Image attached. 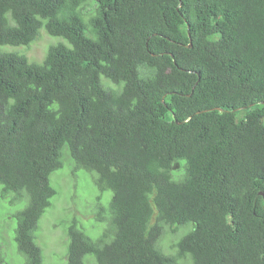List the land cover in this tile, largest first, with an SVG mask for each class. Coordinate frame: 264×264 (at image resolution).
<instances>
[{
    "label": "trees",
    "instance_id": "trees-1",
    "mask_svg": "<svg viewBox=\"0 0 264 264\" xmlns=\"http://www.w3.org/2000/svg\"><path fill=\"white\" fill-rule=\"evenodd\" d=\"M43 28L64 40L41 61L9 48ZM69 160L97 174L108 227L70 219L67 264H264V0H0V198L23 264L43 262Z\"/></svg>",
    "mask_w": 264,
    "mask_h": 264
},
{
    "label": "rangeland",
    "instance_id": "rangeland-1",
    "mask_svg": "<svg viewBox=\"0 0 264 264\" xmlns=\"http://www.w3.org/2000/svg\"><path fill=\"white\" fill-rule=\"evenodd\" d=\"M62 39L49 35L43 28L40 30L39 38L30 45L14 48L9 47L12 45H5L2 49L7 50L9 47L18 50L20 54L26 53L29 61H41L48 46ZM93 173L97 176L95 172ZM94 174L84 169H74V163L69 160L62 169L51 175V183L57 194L52 198L51 206L41 216L36 230L37 242L43 253L42 264H67L69 240L66 231L70 225V219H76L78 226L94 239L108 227L106 221H100L96 217L101 190L96 185ZM9 198L8 194L5 198H0V227H3L0 230V242L2 240L1 253L5 258L3 264H23L24 257L18 252L13 239L14 231L8 232L11 221L14 226L13 213L17 207L9 202ZM101 203L105 207L102 200ZM84 262L96 264L91 255H86Z\"/></svg>",
    "mask_w": 264,
    "mask_h": 264
},
{
    "label": "clouds",
    "instance_id": "clouds-1",
    "mask_svg": "<svg viewBox=\"0 0 264 264\" xmlns=\"http://www.w3.org/2000/svg\"><path fill=\"white\" fill-rule=\"evenodd\" d=\"M0 244H1V247L3 248V246H2V240H1ZM14 255H15V254H14ZM15 258H16V255H15Z\"/></svg>",
    "mask_w": 264,
    "mask_h": 264
},
{
    "label": "water",
    "instance_id": "water-1",
    "mask_svg": "<svg viewBox=\"0 0 264 264\" xmlns=\"http://www.w3.org/2000/svg\"><path fill=\"white\" fill-rule=\"evenodd\" d=\"M191 46V45H190ZM262 194V192H260Z\"/></svg>",
    "mask_w": 264,
    "mask_h": 264
}]
</instances>
